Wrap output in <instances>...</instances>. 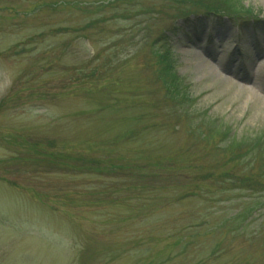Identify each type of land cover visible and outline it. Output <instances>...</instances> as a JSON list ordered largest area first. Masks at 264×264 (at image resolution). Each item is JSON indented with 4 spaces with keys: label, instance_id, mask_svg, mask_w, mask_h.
Here are the masks:
<instances>
[{
    "label": "rangeland",
    "instance_id": "obj_1",
    "mask_svg": "<svg viewBox=\"0 0 264 264\" xmlns=\"http://www.w3.org/2000/svg\"><path fill=\"white\" fill-rule=\"evenodd\" d=\"M236 1L243 35L164 0H0V264H264V0Z\"/></svg>",
    "mask_w": 264,
    "mask_h": 264
},
{
    "label": "trees",
    "instance_id": "obj_2",
    "mask_svg": "<svg viewBox=\"0 0 264 264\" xmlns=\"http://www.w3.org/2000/svg\"><path fill=\"white\" fill-rule=\"evenodd\" d=\"M177 8V21L185 24H207L215 26V22L221 20L228 21L237 25L240 34L249 31L247 26L254 27L258 23L259 14H255L250 9H245L236 0H164ZM190 18H193L190 20ZM192 28V27H191ZM152 63L155 73L156 82H159L163 90L164 97L174 108V114L178 117L187 116L193 108V98L184 86L182 81L176 75L175 62L172 51L158 50L152 54ZM226 136V135H224ZM236 146L235 149H241ZM249 151L245 154H234L232 163L240 161V158L249 156ZM248 184V183H247Z\"/></svg>",
    "mask_w": 264,
    "mask_h": 264
},
{
    "label": "bare ground",
    "instance_id": "obj_3",
    "mask_svg": "<svg viewBox=\"0 0 264 264\" xmlns=\"http://www.w3.org/2000/svg\"><path fill=\"white\" fill-rule=\"evenodd\" d=\"M241 80H243V84L245 85V86H247V87H250L248 84H249V82H246V79H241ZM244 90V89H243ZM252 93V92H251ZM253 94H256L255 92H253Z\"/></svg>",
    "mask_w": 264,
    "mask_h": 264
}]
</instances>
